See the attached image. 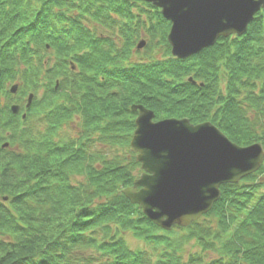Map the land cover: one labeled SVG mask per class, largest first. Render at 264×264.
Returning <instances> with one entry per match:
<instances>
[{"label": "trees", "instance_id": "trees-1", "mask_svg": "<svg viewBox=\"0 0 264 264\" xmlns=\"http://www.w3.org/2000/svg\"><path fill=\"white\" fill-rule=\"evenodd\" d=\"M168 27L143 2L0 0V264H264V162L185 228L156 227L121 193L139 172L132 105L264 147V8L244 35L183 60ZM140 28L144 60L130 63ZM18 76V95L34 94L24 120L6 91ZM76 118L77 135L60 136Z\"/></svg>", "mask_w": 264, "mask_h": 264}, {"label": "water", "instance_id": "water-1", "mask_svg": "<svg viewBox=\"0 0 264 264\" xmlns=\"http://www.w3.org/2000/svg\"><path fill=\"white\" fill-rule=\"evenodd\" d=\"M161 8L171 22V55L183 59L212 46L219 37L241 36L264 0H144ZM144 44L140 43L138 48ZM15 93L17 86H12ZM27 99L26 107L31 103ZM18 106L11 112L17 114ZM137 112L130 147L141 175L122 190L153 225L165 231L184 228L208 213L220 198L219 187L255 173L264 159L261 144L240 147L209 123L188 120L153 122L142 106Z\"/></svg>", "mask_w": 264, "mask_h": 264}, {"label": "rangeland", "instance_id": "rangeland-1", "mask_svg": "<svg viewBox=\"0 0 264 264\" xmlns=\"http://www.w3.org/2000/svg\"><path fill=\"white\" fill-rule=\"evenodd\" d=\"M141 20L143 19V17L140 18ZM102 32V31H101ZM100 32V33H101ZM115 33L111 32V36H113ZM142 37H144L143 35V32L142 30L140 31L139 33ZM140 39V38H139ZM117 41V39H116ZM155 49L153 50V53H152V56L155 57V58H161L162 55H163V49L162 47L156 45L154 46ZM45 53H49V52H45ZM145 54L142 53L140 55H132L130 57V59L128 60V62L130 63H133L135 62L136 60H139L141 57H144ZM47 62H50V56H48V60ZM24 78V77H23ZM23 78L21 76H18L17 78V81H15L14 83H17L19 84V86L21 87L22 84H23ZM37 96H40V94H37ZM26 97V96H25ZM25 97H19L17 94L14 95V98L12 99L13 102L14 100H16V98L19 100L20 98L23 100V98L25 99ZM21 100V101H22ZM24 103V101L22 102ZM78 133V121H77V118L74 119L73 121H71L70 123L66 124V125H63L61 131H60V136L62 137H75ZM140 174V172H138L136 175L138 176ZM135 176V177H137ZM125 242H126V245L131 248V249H134V248H139L142 246V242L134 239L130 233L126 234L125 235ZM189 251V248L187 247V251Z\"/></svg>", "mask_w": 264, "mask_h": 264}]
</instances>
